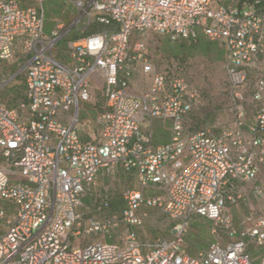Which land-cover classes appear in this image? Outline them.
Here are the masks:
<instances>
[{
    "label": "built area",
    "instance_id": "built-area-1",
    "mask_svg": "<svg viewBox=\"0 0 264 264\" xmlns=\"http://www.w3.org/2000/svg\"><path fill=\"white\" fill-rule=\"evenodd\" d=\"M72 1L78 17L47 35L44 0H0V92L16 76L4 65L19 52L17 73L25 71L28 99L22 114L0 98V200L10 202L8 208L0 202V264H252L246 237L262 248L264 264V201L239 228L226 212L246 191L264 199V76L255 83L260 107L247 131L239 107L230 130L186 135L195 92L185 77L155 68L143 39L132 41L135 32L153 31L174 42L203 36L223 43L235 96L243 100L247 71L264 52V0L219 6L213 0ZM92 22L104 28L69 40V62L57 59L59 40L82 23L78 33H84ZM139 67L151 83L134 94L130 81ZM95 73L107 98L94 120L98 142L84 140L78 129L79 104L92 100ZM159 119L171 123V138L156 144L153 121ZM118 168L137 182L123 190L126 208L103 219L86 216L81 208L91 186ZM150 189L163 194L146 199ZM144 204L177 220L173 236L147 244L128 231L108 241L122 223L143 224L146 214L138 210ZM194 215L212 220V232L224 231L230 241L187 253L182 243ZM92 234L103 237L75 246V239Z\"/></svg>",
    "mask_w": 264,
    "mask_h": 264
},
{
    "label": "rangeland",
    "instance_id": "rangeland-1",
    "mask_svg": "<svg viewBox=\"0 0 264 264\" xmlns=\"http://www.w3.org/2000/svg\"><path fill=\"white\" fill-rule=\"evenodd\" d=\"M213 1L214 3L228 5L232 0ZM43 5L45 10L44 31L47 35L51 34L59 22L69 26L79 15L78 9L72 0H44ZM74 27L76 29L71 35L80 32L85 27V24L82 23ZM71 35L68 34L60 39L54 49L55 56L58 59H65L63 60L64 62L70 60L67 54V45ZM138 39H143L146 42L149 57L157 70L182 73L188 81L189 87L196 92V102L188 117V130H192L199 119L203 120L200 128L209 130L210 133L215 135L222 134L235 125L239 107H242L245 111V124H253L256 119L257 110V103L253 99V91L260 72L255 71L251 77L247 78L245 85L241 87L244 92V99H238L235 96L236 88L232 85L226 70V55L221 56L219 53L220 49L224 46L223 43L211 41L213 45L209 49H206L202 47L201 42H206L208 39L201 36L196 42V47H190L184 51H180L176 55L179 45L185 42V40L174 42L164 34L153 31L136 34L132 40L134 42ZM187 43L189 44V41ZM15 66L14 64L12 67L16 69L17 67L15 68ZM22 67L23 63L21 69ZM262 69L264 71V64L262 65ZM4 70L8 71L7 68H4ZM14 80L13 89H15V92H19L22 89L23 78L17 77ZM150 83L151 76L144 74L139 67L132 77V92L136 94L145 92ZM93 86L95 88L94 101H80L78 126H80V130L84 135L91 134L92 138L97 139L99 138V132L94 121L96 111L100 110L99 107L106 106L107 98L103 79H97V82H93ZM3 90H9V87L6 86ZM153 129L156 135V142L171 138V123L169 121L154 120ZM259 184L261 186L264 185V166L261 170ZM133 186H135L133 177L126 175L121 169H117L116 173L112 176L102 173L99 175L96 184L91 186L89 192L86 194L85 198L87 200H84L81 212H84L86 216H95L100 219L107 218L108 212L101 211L98 202L102 203L101 200L106 195L107 197L112 195L115 198H119L122 190ZM156 193L157 195L163 194L160 190H156ZM0 201L9 204L7 200ZM263 201V198H256L246 191L236 204L227 205L226 212L232 216L236 228H239L240 222L253 212L254 208L262 206ZM140 211L141 214H146L142 226H131L127 223H122L117 231L112 232L111 239L120 241L123 234L128 231H134L138 239L147 244L153 243L159 237L173 236V229L177 220L157 207L142 205ZM213 225V222L207 219H200L198 228L193 229V232L199 236V243L206 245L209 241L214 242L219 240L222 243L230 241L229 236L224 231H221L219 235L213 233ZM192 228V225H189L188 234ZM95 237H103V235H83L75 239V246H83L95 241ZM250 243L252 244L251 247H253L250 252H255L259 257H263L262 248L253 239H250ZM253 257L252 255L254 263Z\"/></svg>",
    "mask_w": 264,
    "mask_h": 264
},
{
    "label": "trees",
    "instance_id": "trees-1",
    "mask_svg": "<svg viewBox=\"0 0 264 264\" xmlns=\"http://www.w3.org/2000/svg\"><path fill=\"white\" fill-rule=\"evenodd\" d=\"M103 28H104V26L102 24H98L96 22H92L89 26H87V28L85 29L84 33H82V34L81 33H75V34H72V35L70 34L71 36H70L69 39L70 40L71 39H76V38H78L80 36H83V35H89V34H93V33H96V32H100ZM136 34H139V33L135 32L133 34V36H132V39L134 38V36ZM197 41H189V44H188L187 43L188 40H185V42H183L181 45H179V50L177 51L176 55H178V53L180 51H184V50H186V49H188L190 47H196L197 46V44H196ZM201 43H202V47L206 48V49H209L210 46L213 45V44H211L212 42L210 40H208L206 42H201ZM67 51H68V45H67ZM219 53L221 54V56H223L224 54L226 55L225 46H223V48L220 49ZM59 60L63 61L65 59H59ZM11 62L13 64L11 66L7 65L8 67H6V68L9 69L11 74H16V76L8 84L5 85V87L6 86L9 87V90H3L5 87L1 90L0 98H1L2 102L6 106H8L9 108H17L22 114H25V109L21 107L22 104H27V102H28L27 95H26V86H25V71L17 73V71H19V69H21V66H22L20 56L19 57L17 56ZM14 64L16 65L15 68L17 67L16 69H14L12 67ZM255 71H257V70L256 69H249L247 71V78L251 77L252 73H255ZM161 72L164 73L168 77H173V76H176V75L185 77L180 72H174V71H172V72H170V71H161ZM17 77L18 78H23L22 89L19 92H15V89H13L14 82H15L14 79H17ZM187 84H188V81H187ZM188 86H189V84H188ZM195 94H196V92H195ZM253 94H254V91H253ZM196 97H197V94H196ZM195 102H196V98L194 100V104H195ZM255 102L257 103V110H256V114H257V111H258V109L260 107V103H258L257 101H255ZM194 104H193V106H194ZM99 108H100V110L96 111V114L101 112V111H103V110H105L106 106L105 107H99ZM192 109H193V107H192ZM192 109L185 116V127H186L185 133H186V135H188L190 133H193V132H196V131H199V130H206V129L200 128V126L203 123V120H199V119L196 121V125L192 128V130H188V128H189V126L187 124L188 123V117L191 114ZM84 136H86L87 138L86 137L84 138ZM83 138L86 141H92V142H98L99 141V138H97V139L92 138L89 134L83 135ZM135 187L136 186L129 187V188H135ZM155 195H157L156 191L150 189V190H147L145 192L144 197L147 199L150 196H155ZM107 199H108L107 204H105L103 202V199H102L101 200L102 203L98 202L100 204L98 206H100L99 208L101 209V211H107L108 212V215H107L108 217L113 215V214H121L124 211V209L126 208V202H125L124 197H123V190H122L121 196L119 198H115L114 196L109 195ZM84 200L86 201L87 198H84ZM0 202L6 208H8L9 205H10V202H9V204L5 203V202H2V201H0ZM144 205H147V204H144ZM197 217L206 218V217L199 216V215H194L191 218L189 225H192L193 228L190 229L189 234H188V227H189V225H188L187 231L184 234L183 243H182V246H183L184 250L187 253L192 254V255L195 254L197 251H199L201 249L207 248L212 243L211 241H209L206 245H204V244L198 242L200 240L199 236H197V234L193 232L194 228H198V223L200 221V219H198ZM206 219L211 221V222H213L212 220H210L208 218H206ZM142 225H140V226H142ZM140 226H138V227H140ZM164 238H171V237H164ZM108 240L115 241V239H108ZM246 241H248L247 252L250 254L251 259H252V255H253L254 252L253 253H251L252 251L250 252V250L253 248V247H251L252 244L250 243V238L246 237ZM252 263H253V261H252Z\"/></svg>",
    "mask_w": 264,
    "mask_h": 264
},
{
    "label": "crops",
    "instance_id": "crops-1",
    "mask_svg": "<svg viewBox=\"0 0 264 264\" xmlns=\"http://www.w3.org/2000/svg\"><path fill=\"white\" fill-rule=\"evenodd\" d=\"M253 0H241L240 1V3H239V5H243V4H249V3H251ZM231 4H234V0H232L228 5H231ZM213 5L214 6H219V5H224V4H221V3H214V1H213ZM19 57L20 56V53L18 52L15 56H14V58H16V57ZM14 58L13 59H11L10 61H8V62H6L5 63V65H4V68H6V67H8L7 65H12L13 63L11 62V61H13L14 60ZM20 58H21V56H20ZM259 59H260V61H259V64H258V66H257V68H255L257 71H259L260 72V76L259 77H262V76H264V71H263V69H262V65L264 64V52L263 53H261L260 54V56H259ZM67 62H69V61H67ZM66 62V63H67ZM21 63H23V60H22V58H21ZM8 71H9V69H7ZM97 79L98 80H101V79H103L101 76H100V74L99 73H95V74H93L92 75V77H91V92H92V101H94V98H95V91H94V86H93V82H97ZM104 81V80H103ZM131 83H132V79H131V81H130V87H129V91L130 92H132L133 91V88L131 87ZM132 93H134V92H132ZM143 93V92H142ZM134 94H136V93H134ZM138 94H141V93H138ZM255 122V121H254ZM253 122V123H254ZM79 125V124H78ZM249 125H251V124H246V126H245V128H246V131H247V129H248V127H249ZM78 129H79V131H80V133H81V135H82V138H83V133L81 132V130H80V126H78ZM90 136H91V134H89ZM92 137V136H91ZM84 139V138H83ZM170 140V139H169ZM169 140H163V141H157L156 142V135H155V143L156 144H160V143H164V142H167V141H169ZM118 169H120V168H118ZM123 171V170H122ZM124 172V171H123ZM126 175H128V176H130V177H132V175H130L129 173H126V172H124ZM134 179V178H133ZM135 180V179H134ZM135 186L137 187V182L135 181ZM135 187V188H136ZM154 191H156V190H154ZM141 209H139V211H138V213H140L141 211H140ZM198 219H201L202 217H197ZM204 219H206V218H204ZM253 259L255 260V262H254V264H261V260H262V257H259L258 255H256V253L254 252L253 253ZM253 264V263H252Z\"/></svg>",
    "mask_w": 264,
    "mask_h": 264
}]
</instances>
